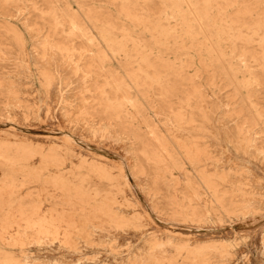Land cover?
Returning a JSON list of instances; mask_svg holds the SVG:
<instances>
[{
    "label": "rangeland",
    "instance_id": "1",
    "mask_svg": "<svg viewBox=\"0 0 264 264\" xmlns=\"http://www.w3.org/2000/svg\"><path fill=\"white\" fill-rule=\"evenodd\" d=\"M64 1L94 36L95 29L84 20L74 0H0V141L11 130L18 138L43 144L46 137L68 136L77 155L58 157L61 162L65 159L63 181L62 172L53 174L57 171L53 164H40L36 158L33 161L38 164L29 169L15 168V185H0V257H29V264H264V85L252 90V103L247 101L246 92L241 95L244 117L240 125L249 144L238 135L235 122L227 121L224 115L240 101L232 102L233 93L223 82L212 88L214 93L205 75L198 78L200 88L215 105V112L210 129L204 133L178 137V142L169 140L167 136L179 134L166 130L162 97L152 88L141 89L134 98L135 107L120 94L123 112L116 116L110 107L107 116L112 119L106 118L99 93L106 89L111 94L105 83L112 77L127 81L132 93L127 77H143L145 72L139 71L138 65H96L89 43L80 37L67 41L70 31L62 34L59 28L56 32L49 14L56 10L62 16ZM241 2L252 13L246 15L248 24L264 16V0ZM94 6L105 8L108 4L96 0L85 3L86 8ZM10 26L19 31L22 44L9 33ZM243 36L251 39V44H241V49L264 58L262 33L244 32ZM61 46L74 48L75 65L66 63L67 57L55 50ZM170 47L174 65L195 59L193 55L179 56L174 52L176 47ZM190 92L191 85L186 84L183 94ZM172 99L179 108V97ZM254 110L263 117H257ZM186 151L198 152L197 164L185 160ZM80 155L108 164L111 179L99 181L93 176L90 187L103 189V195H116L112 209L119 223L121 219L129 223L126 227L85 211L100 204L102 196L92 194L88 205L75 197L74 187L80 185L76 178L88 171L80 169ZM169 155L178 166L182 163V169L170 163ZM201 174L211 177L218 191L227 194V209H206L212 204ZM62 184L72 191L61 188ZM120 191L128 202L119 196ZM39 218L55 225L54 236L37 233L33 226ZM150 227L157 228L160 236L172 233L178 239L197 242L196 246L216 242L218 247L199 257L168 248L167 253L155 256L158 263H152L145 232ZM224 243L233 245L226 249Z\"/></svg>",
    "mask_w": 264,
    "mask_h": 264
},
{
    "label": "bare ground",
    "instance_id": "2",
    "mask_svg": "<svg viewBox=\"0 0 264 264\" xmlns=\"http://www.w3.org/2000/svg\"><path fill=\"white\" fill-rule=\"evenodd\" d=\"M4 1L19 2L20 0ZM87 1L74 0L79 5L84 20L95 29L94 36L83 28L79 17L72 12L65 1L66 8L62 16L56 10L49 14L53 20L52 28L56 32H59V28H61L62 34L70 31L66 36L67 41L74 37H80L85 43H89L96 65H138L139 71L145 72L143 77H140L139 74L127 77L134 90L132 93H129L127 81L112 77L105 83L112 94L108 93L106 89L99 91L101 98L104 99L103 115L106 118L112 119L107 116L110 107L116 112V116H119V113L123 112L124 101L135 107L134 98L140 95L141 89L152 88L157 89L162 97L163 115L165 119H168L166 130L170 129L172 133L179 134L167 136L169 140L176 141L175 139L178 137L190 138L194 137L193 133H204L210 129L212 116L215 112V105L208 99L205 91L200 88L202 82L198 78L205 75L207 84L212 86L211 89L219 82H223L224 86L231 89L233 93L232 102L236 104L238 100L240 101L237 107L226 109L224 115L228 118L227 121L235 122L238 135L241 139L247 140L249 144V140L243 137L244 130L240 125L241 119L244 117L241 114V95L246 92L247 101L252 103V90L264 85V65L262 63L264 58H258L249 49H241V44L247 46L251 44V39L243 36L244 32L262 33L264 40V16L252 25L245 22L246 15L252 13L247 6L242 5L241 0H96L99 3H107L108 6L105 8L95 6L86 8ZM56 2L61 3L62 0H56ZM8 31L17 42L23 43L16 28L10 26ZM148 40L149 43H147ZM171 45L176 47L174 52L179 56L193 55L195 59L186 61L185 65L182 64V61L179 65H174L175 63H172V59L169 57L173 54ZM55 50L67 57L66 63L75 65L74 48L61 46L55 47ZM48 61L51 63L50 58ZM255 67H259L261 70L254 71ZM188 74L191 75L188 76ZM186 84L191 85V92L184 95L183 87ZM212 91L215 93L213 89ZM120 94L125 98L123 102H118ZM173 97H179L181 101L179 108L186 111H181L175 106ZM254 112L257 117H263L259 111L254 110ZM187 131L191 132V135H186ZM17 134L12 130L8 131L0 141V185H15L18 181L14 172L15 168L29 169L38 164L33 161L36 158L40 160V164H53V167L57 169L53 174L62 172L61 180L66 179L64 168L61 169L65 165V159L77 157L70 147L71 142L68 136H64L63 139L46 137L43 144L18 138ZM11 136L16 139H11ZM181 146L187 150L184 144ZM164 149L166 150V147ZM185 153V160L191 165L197 164L200 160L196 151H186ZM63 154L65 159L64 162H61L58 157ZM78 159L81 162L80 169H88V171L86 174H79L76 178L80 185L74 187L75 197L88 205L92 194L95 195L94 197L102 196L100 204L85 211L107 217L112 222L118 223V226L126 227L127 222L120 218L122 221L119 223L120 220L112 209L117 198H115L116 195L112 193L103 195V189H91L90 187L93 176H97L99 181L111 179L108 164L94 157L87 159L84 155L78 156ZM169 161L176 168L182 169V163L180 162L181 165L178 166L172 155H169ZM41 177L40 175L38 180ZM200 178L210 195L212 204L206 209L211 210L219 207L227 209L229 207L227 194L218 191L211 177L201 174ZM54 179V182L59 181L57 176ZM167 186L170 187V185ZM61 188L67 192L72 191L69 185L62 184ZM119 196L128 202L124 192L120 191ZM124 213L126 214L125 211ZM37 215L35 211V216ZM54 227L55 225L48 222L46 218H39V223H35L33 226L38 234L45 236H54L56 234L52 230ZM156 230L150 227L145 231L149 242L147 249L152 251V260L157 254L170 251L167 250L168 248L177 250L179 254L188 252L191 256L195 254L199 257L205 250L218 247L216 242H212V245L206 247L196 246L197 242H193L189 238L178 239L172 233L160 236ZM39 239L42 238L39 237ZM231 245L233 244H225L226 249ZM28 262L30 263L29 257L18 258L10 254L4 258L0 257V264H29ZM152 263H158V261L154 259Z\"/></svg>",
    "mask_w": 264,
    "mask_h": 264
}]
</instances>
